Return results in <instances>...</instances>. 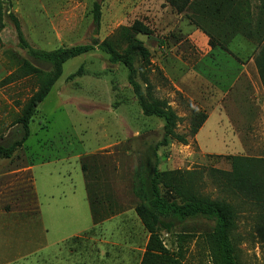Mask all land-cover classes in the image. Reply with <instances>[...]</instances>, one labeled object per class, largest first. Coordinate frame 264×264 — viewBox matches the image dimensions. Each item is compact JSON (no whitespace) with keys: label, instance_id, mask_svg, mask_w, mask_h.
<instances>
[{"label":"rangeland","instance_id":"1","mask_svg":"<svg viewBox=\"0 0 264 264\" xmlns=\"http://www.w3.org/2000/svg\"><path fill=\"white\" fill-rule=\"evenodd\" d=\"M95 2L101 6L98 28L92 23ZM165 6L158 0H10L3 11L14 14L28 44L38 50L67 49L96 39L110 42L122 54L132 40L140 42L149 53V64L136 62L135 79L147 98L164 102L174 111L178 118L174 132L186 141L182 145L170 140L157 151L158 171H178L186 188L198 196L232 204L238 214L230 237L237 264H264V192L257 204L235 190H226L225 181L212 172L228 173L231 158L243 157L260 161L252 164V171L264 179V112L256 97H251L249 81L241 80L229 95L230 83L215 74L216 68L228 71L229 57L210 55L200 60L195 51L181 60L172 55L175 51L170 49L178 43L172 27L181 22L172 19L171 10L179 14L172 7L161 17ZM4 23L0 31V148L20 141L22 132L16 120L50 71L38 65L39 76L4 83L24 61L37 66L18 47L10 21L4 18ZM136 23L149 28L150 35L134 33ZM186 45L188 42L180 47ZM187 65L199 70L192 74ZM127 73L124 66L110 63L98 50L68 60L61 77L36 108L26 142L11 157L0 156V196L35 192L34 183L40 185V166H46L42 177H47L46 171L58 177L63 170L75 176L83 167L86 193L97 208L94 224L110 220V241L117 236L120 240L123 227L125 251L136 262L148 235L135 213L139 202L132 192L133 176L139 167L153 171L154 148L162 138L164 123L142 115ZM216 105L222 115L209 120L199 137L200 150L191 130L193 111L208 119ZM216 124L225 131L216 129ZM161 191L170 201L179 202L177 191L165 186ZM212 228L213 222L206 217L187 219L162 239L169 250H180L182 264H211L205 236Z\"/></svg>","mask_w":264,"mask_h":264},{"label":"crops","instance_id":"2","mask_svg":"<svg viewBox=\"0 0 264 264\" xmlns=\"http://www.w3.org/2000/svg\"><path fill=\"white\" fill-rule=\"evenodd\" d=\"M170 8L165 6L161 17L167 16ZM171 11L172 19L181 22L172 27L178 42L170 49L175 51L172 55L181 60L195 51L200 60L210 55L229 57L228 71L216 68L215 74L230 83L229 95L241 80L249 81L251 97H256L264 112L255 65V57L264 46V0H219L216 6L203 2L194 10ZM184 42L188 45L180 47ZM187 69L192 74L199 70L196 65H187ZM219 108L214 106L195 136L200 150L199 137L212 117L222 115ZM216 129L226 128L216 124ZM45 167L40 166V188L35 182V192L13 198L0 196V264H140L141 257L135 262L125 251L123 227L120 240L117 236L116 241H110V220L94 224L81 168L75 176L63 170L58 177L47 171V177H42Z\"/></svg>","mask_w":264,"mask_h":264},{"label":"trees","instance_id":"3","mask_svg":"<svg viewBox=\"0 0 264 264\" xmlns=\"http://www.w3.org/2000/svg\"><path fill=\"white\" fill-rule=\"evenodd\" d=\"M165 1L180 13L186 7L189 10H194L197 5L203 2L207 3L208 6H216L219 0ZM6 4L10 5V0H0V31L5 26L4 18H7L14 28L18 47L25 51L27 56L37 66L30 61H24L12 75L4 80V83L13 82L28 76H39L42 74V70L38 65L48 67L50 71L45 74L40 88L27 100L16 120V125L20 126L22 132L20 141L13 143L8 148H0V156L11 157L26 142L29 137V122L35 114L38 105L45 100L56 81L61 77L63 65L70 59L98 50L108 56L110 63L121 64L126 68L128 84L132 89L142 115L144 117H156L164 123L162 138L154 148L155 167L153 171L146 172L142 167H139L133 176L132 192L139 202L135 213L148 235L140 264H182L180 250L177 249L176 252L169 250L163 242L162 235H172L175 228L181 223L187 219L197 217H206L213 222L212 231L205 236L211 264H237L235 250L230 238L238 220L236 208L223 200H211L207 197L198 196L191 191L190 187L186 188L181 173L178 171L160 172L157 169L159 164L157 151L160 148L166 147L170 140L182 145H185L186 141L174 132L178 123V118L174 111L164 102L147 98L135 79L137 74L136 62L139 60L146 67L149 64V53L143 45L137 40H132L128 49L122 54L110 42H99L96 39H92L91 43L67 49L61 48L51 51L34 49L26 41L19 21L14 14L10 12L6 15L4 13L3 7ZM100 20L101 6L95 2L92 5L93 25L98 28ZM132 30L134 33L141 35H150L151 33L149 28L140 23L134 24ZM255 65L264 89V46L259 49L255 57ZM146 91H149V85L146 86ZM193 116L194 122L191 130L192 134L196 135L207 117L198 111H193ZM258 162L260 161L243 157H232V169L230 172L216 170L212 172L225 181L224 187L226 190H235L244 198L254 200L255 203L260 204L262 202L260 193L263 194L264 192V179L255 175L252 171V164ZM81 170L83 171V167ZM161 186L170 187L177 191L180 197L179 202L167 199L162 194ZM87 197L93 220H95L97 208L95 209L91 203L89 193ZM177 236L182 239L181 236Z\"/></svg>","mask_w":264,"mask_h":264}]
</instances>
